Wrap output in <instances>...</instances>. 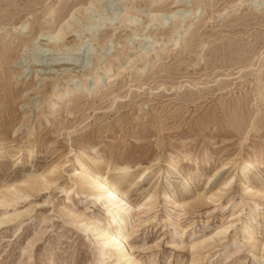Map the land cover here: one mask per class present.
I'll return each mask as SVG.
<instances>
[{"label": "rangeland", "instance_id": "rangeland-1", "mask_svg": "<svg viewBox=\"0 0 264 264\" xmlns=\"http://www.w3.org/2000/svg\"><path fill=\"white\" fill-rule=\"evenodd\" d=\"M0 34V190L27 174L56 176L0 205V215L23 212L0 223V264H93L92 240L65 214L105 215L74 179V164L87 165L74 159L83 148L101 173L127 178L133 202L154 194L157 203L131 220L141 264H190L195 239L206 244L201 264H264V197L241 189L264 186V0H0ZM249 154L258 166L246 170ZM170 155L174 174L193 181L185 191L173 177L183 207L160 197ZM122 165L134 170L119 176ZM170 209L185 213L169 228ZM186 224L182 247L175 226Z\"/></svg>", "mask_w": 264, "mask_h": 264}, {"label": "bare ground", "instance_id": "bare-ground-1", "mask_svg": "<svg viewBox=\"0 0 264 264\" xmlns=\"http://www.w3.org/2000/svg\"><path fill=\"white\" fill-rule=\"evenodd\" d=\"M156 1H158V0H156ZM3 16H4V13H3ZM185 21H186V19H185ZM175 32H173V33H175ZM5 37H6V34L5 35L0 34V42L4 41ZM147 41H150V40H147ZM159 43L161 46L163 43H167V40L164 39L163 41H161ZM160 46H159V48H160ZM6 47H7V45H6ZM6 47H5L4 52L6 54H8L9 51L7 50ZM2 48H3V46H2ZM233 62H235V61H233ZM72 89H73V87H70V88H67L64 90H59V92L56 94L58 97H60L64 93H68ZM53 103H55V101ZM30 146H32V145H30ZM1 150H2V148L0 147V151ZM75 154L76 155H75L74 159H76V160H84L85 159L87 165L77 164V163L74 164V168H73V171L75 172L74 173V175H75L74 179L80 180V182H79L80 187L88 188V192H86L85 196L88 197V199H90L91 204L93 206L101 205L103 207V209L105 210V215L102 217V220L101 219H93L91 217L83 216L82 215L83 213L82 214H80L79 212L77 213L75 211H72L70 208L65 213L67 215H69V214L73 215L72 223L75 224L79 229H81L84 232L86 239L92 240V243L95 247V253L93 254L94 255L93 264H141L140 260L137 259V257L134 255V248L132 247V245L128 239L129 238V231L131 230L130 228L132 225L131 220L132 219L138 220V218L136 216L139 213L147 212V208L149 209L150 207H152L151 204L156 202V201H154V197H153L154 194L151 193L150 195H147L145 198L143 197L144 199L140 202H136V203L133 202L131 197L128 195V192H125L122 189V184L127 178H125V179L124 178L120 179V178H116V177L112 178L108 172L107 173H101V171H99L97 169V167H98L97 163L100 162L99 158H97V157L87 158V155L85 153L84 148L77 150V152ZM181 155L183 157L187 156L190 158V155H188L187 153H182ZM33 158H34V149L30 148L26 154V161L27 162L32 161ZM243 161H244L243 168L246 170L247 169L248 170L253 169V168H256L258 166L256 163V160L253 158V156L251 154L246 156L243 159ZM226 166H227V163H224V164L217 166L215 168V170H216L215 174H218L221 171H223L226 168ZM167 167H168L167 170H164L160 173V175H163V173H165L164 177L167 179L169 178L168 180L166 179L167 184L166 185L163 184L161 187V190L159 191L160 197L163 200V202H171L178 207H183L186 201L183 202L182 198H179V196L176 197L173 195L175 188H177L175 186L176 181L173 179V177L178 179L177 180V182H178L177 186H179V188H181V186H182V188L186 191L188 189V187H191V185L193 184V181L191 179V175H189L188 173L182 172V171L180 172L179 175L174 174V172L180 171L181 169L179 170L178 164L175 162L173 155H170ZM56 168H59V167H56ZM150 168H151V166H147L145 168L144 173L141 175L139 174L140 177L138 176L139 177L138 179L143 180L145 178V176L150 172ZM133 170L134 169H133L132 165H122V166L117 167L116 174L119 176H128V174ZM52 171L54 172V170H52ZM212 176H214V175H212ZM55 178H56V176H54V174L53 175H47V177H46L43 172L38 173V174H27L26 178L22 179L21 181L19 180L20 183L18 182V184H14V185H12L10 183L11 185H9L8 187H5L3 190H0V205L1 206L6 205L8 207H9V205H16V203L20 202L26 196L29 195L28 193L31 189L40 191L41 189L43 190V188H50V186H52V184L56 185V183H54ZM230 178H232V177L229 176L227 178H224L225 180L223 179L224 181L222 182L223 183L222 186H226L230 182V180H231ZM134 182L129 184L130 190H132L134 188V186L138 183V180L136 181V183H134ZM23 183L25 184V186L22 185ZM133 183H134V185H133ZM241 189L244 192H246L248 195L259 194L261 197H264V186L262 187L261 190L254 191V189L252 190L251 183H244ZM63 190L66 194H70V191H73L69 188H63ZM31 191H33V190H31ZM64 192H62V193L64 194ZM223 194L224 193H222V192H220V194L214 193L211 195V197L214 196V198L215 197L217 198L216 200H219L222 198ZM232 200H234V198H231L228 200L227 203L229 205H227V206H230ZM258 203H253L254 205L248 206V208H249V210H247L248 213L256 214L258 211L257 209L259 208V207L257 208V206L259 205ZM160 205H161V203H160ZM58 208H60V207H58ZM143 208H144V210L140 211V209H143ZM180 211L178 213H175L174 209H170L169 214L166 217V222H167L169 228L171 226L175 225L176 220L180 221V219L183 218L182 215L185 212L182 213ZM182 211H185V209H183ZM25 212H27V211H25ZM61 213H63V212H61ZM20 214L22 215L23 212L22 213H20V212L14 213V212H9L8 210L4 211V209H3V211L1 212V215H0V223L14 220ZM234 214H235L234 211L230 213V215H233V216H234ZM175 229H174L175 233L177 234L175 240L176 241L179 240L178 243L181 244L182 247L189 244V242H188L189 239L187 241L185 238L186 234L191 230V229H189V225H187V226L177 225V226H175ZM226 230H227V226H220L218 231L215 233H221L223 231L225 232ZM213 235H215V234H213ZM213 235H211V237ZM208 238H210V237L208 236ZM195 240L190 243V248H191V250L192 249L198 250V252L195 253L194 257L191 259L190 264H201L202 263V256L200 255L201 254L200 250H202L206 246V244L203 241H201V239H200V241H198V239H197V241H195ZM32 244L34 245L33 240H30L25 245H26L27 249H29L32 247ZM179 244H176V246H178ZM208 245H210V244H208ZM253 247L255 249H258L257 248L258 245L256 243ZM30 250H27V251H30ZM23 253H24V251H23ZM107 258H112V260L110 262L109 261L107 262L106 261Z\"/></svg>", "mask_w": 264, "mask_h": 264}]
</instances>
